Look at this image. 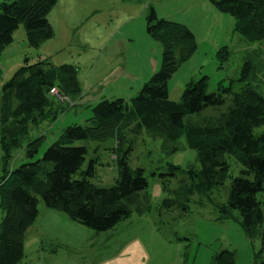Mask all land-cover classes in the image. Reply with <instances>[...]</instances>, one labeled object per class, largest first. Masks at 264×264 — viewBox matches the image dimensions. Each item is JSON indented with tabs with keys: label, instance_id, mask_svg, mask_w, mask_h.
<instances>
[{
	"label": "rangeland",
	"instance_id": "obj_1",
	"mask_svg": "<svg viewBox=\"0 0 264 264\" xmlns=\"http://www.w3.org/2000/svg\"><path fill=\"white\" fill-rule=\"evenodd\" d=\"M150 6L159 18L187 27L194 36L193 53L179 63L167 82L169 98L179 100L186 85L203 76L207 92L224 96L223 104L185 119L218 117L231 105L229 91H237L243 83L264 96V41L243 37L235 29V18L209 0H57L47 15L53 31L50 39L31 47L20 25L13 41L0 51V96L3 84L25 58L30 63L42 59L53 66L71 65L81 89L61 102L69 107L55 120L30 125V139L41 140L31 160L41 158L68 125L86 124L99 101L131 100L159 70L163 43L147 32ZM175 56L179 58V50ZM246 62L251 72L244 81ZM53 89L50 98L57 101V88ZM132 128L133 124L120 129L121 138L78 141L88 149L81 168L86 169L92 160L94 174L89 179L99 186L115 183L120 175L117 156L130 147L128 165L144 168L147 178V187L131 205L130 217L99 233L40 201L38 216L25 233L20 264H214V255L224 249L234 253L235 264H252L256 254L264 262L260 242L245 236L235 219H221L208 195L196 192L175 201L176 192L190 183L187 171L199 166L196 151L185 139L167 140L161 131L143 128L134 133ZM2 155L0 148V180ZM227 159L231 174L240 175L242 166L232 157ZM28 160L24 147L15 149L8 170ZM170 164L178 167L175 176ZM229 185L228 178L210 193V199L225 201ZM165 199L173 203L166 206ZM138 203L145 209L141 214L136 211ZM1 215L0 197V219Z\"/></svg>",
	"mask_w": 264,
	"mask_h": 264
},
{
	"label": "trees",
	"instance_id": "obj_2",
	"mask_svg": "<svg viewBox=\"0 0 264 264\" xmlns=\"http://www.w3.org/2000/svg\"><path fill=\"white\" fill-rule=\"evenodd\" d=\"M209 1L222 13L235 18V29L243 37L264 41V0ZM56 3L57 0H0V51L13 41V34L20 25L31 47L38 48L41 42L50 39L53 31L47 15ZM147 32L163 43L159 70L131 100L99 101L86 124L65 127L41 158L31 160L41 140L30 139V131L43 121L55 120L69 107L61 102L80 93L74 68L53 66L42 59L30 63L25 58L3 84L0 96L4 171L0 180V264H20L25 233L38 216L40 201L99 233L130 217L131 205L138 201L136 194L147 187L144 168H131L127 163L130 147L117 156L120 175L115 183L99 186L89 179L94 174L93 161L90 160L86 169L81 168L88 149L78 141L121 138L120 129L132 124L134 133L145 128L161 131L167 140L183 137L196 151L199 166L187 171L190 183L183 186L182 192H176L175 201L196 192L205 193L217 207L221 219H235L245 236L258 240L261 251L264 249V96L243 83L237 91H229L231 105L218 117L185 119L208 106L223 104L224 96L219 91L207 92L206 76H203L190 81L179 100L170 99L167 82L179 63L193 53L194 36L187 27L159 18L151 6L147 13ZM176 50H179V58L175 56ZM249 70L246 62L242 80L248 79ZM52 88H57L54 96L59 102L50 98ZM257 128L262 130L257 132ZM21 147L29 160L9 171L12 152ZM228 157L242 166L240 175L231 174ZM169 167L173 170L171 175L175 176L178 167L172 164ZM228 178L230 185L225 201L211 200L210 193ZM170 203L173 202L168 199L163 201L166 206ZM143 207L138 203L137 213L141 214ZM213 263L235 264L234 253L224 249L214 255ZM252 264L264 262H259L256 254Z\"/></svg>",
	"mask_w": 264,
	"mask_h": 264
},
{
	"label": "built area",
	"instance_id": "obj_3",
	"mask_svg": "<svg viewBox=\"0 0 264 264\" xmlns=\"http://www.w3.org/2000/svg\"><path fill=\"white\" fill-rule=\"evenodd\" d=\"M51 91L54 92V89L52 88Z\"/></svg>",
	"mask_w": 264,
	"mask_h": 264
}]
</instances>
